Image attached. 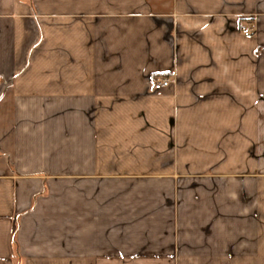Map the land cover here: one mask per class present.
I'll use <instances>...</instances> for the list:
<instances>
[{"label":"crops","instance_id":"crops-1","mask_svg":"<svg viewBox=\"0 0 264 264\" xmlns=\"http://www.w3.org/2000/svg\"><path fill=\"white\" fill-rule=\"evenodd\" d=\"M258 171L264 0H0V264H264Z\"/></svg>","mask_w":264,"mask_h":264},{"label":"rangeland","instance_id":"rangeland-1","mask_svg":"<svg viewBox=\"0 0 264 264\" xmlns=\"http://www.w3.org/2000/svg\"><path fill=\"white\" fill-rule=\"evenodd\" d=\"M257 174L258 175L255 178H253V177H251V178L241 177L239 179V181H241V188L245 187V186L247 187L248 184H250V182H251V184H253L254 180L257 181L258 184H257V187H256V193H254V194H256V197H257V205L256 206H257V211L259 213V212H264V171H262V172L258 171ZM232 180H233L232 177H226L225 178V185H227L226 187H228V189L230 191L233 190V188L231 186L232 185L231 184ZM247 190H248V188H246V189L242 188V191H246L247 192ZM251 194L253 195L252 191H251ZM247 207H248V204H247L246 207H242V208L248 209ZM227 217H229V216H226V219H224V225L223 226L224 227H228V226L232 227V221H228L229 219ZM254 220H256V221H252L254 223V228H256V227L259 228L263 221H260L259 219L258 220L254 219ZM246 221H249V220H246ZM253 223H251V224H253ZM255 224H257V226Z\"/></svg>","mask_w":264,"mask_h":264},{"label":"built area","instance_id":"built-area-1","mask_svg":"<svg viewBox=\"0 0 264 264\" xmlns=\"http://www.w3.org/2000/svg\"><path fill=\"white\" fill-rule=\"evenodd\" d=\"M244 34L248 35L249 32L245 31ZM169 84H170V81L168 78H161V79L154 81V83L152 84V88L155 90H159V89H162L164 87H167Z\"/></svg>","mask_w":264,"mask_h":264}]
</instances>
